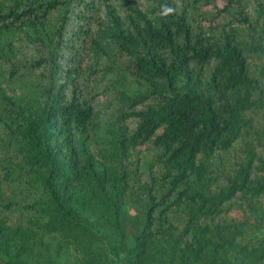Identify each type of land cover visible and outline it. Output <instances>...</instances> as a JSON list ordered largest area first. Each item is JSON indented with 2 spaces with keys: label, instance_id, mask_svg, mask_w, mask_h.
I'll use <instances>...</instances> for the list:
<instances>
[{
  "label": "trees",
  "instance_id": "trees-1",
  "mask_svg": "<svg viewBox=\"0 0 264 264\" xmlns=\"http://www.w3.org/2000/svg\"><path fill=\"white\" fill-rule=\"evenodd\" d=\"M137 3L0 0V264H264V0Z\"/></svg>",
  "mask_w": 264,
  "mask_h": 264
},
{
  "label": "rangeland",
  "instance_id": "rangeland-1",
  "mask_svg": "<svg viewBox=\"0 0 264 264\" xmlns=\"http://www.w3.org/2000/svg\"><path fill=\"white\" fill-rule=\"evenodd\" d=\"M152 0H137V4H138V6L139 7H141V8H145L146 6H148V4L151 2ZM220 5V4H219ZM227 18H229V16L228 17H226V19ZM34 50H32V49H27L26 51H25V55H33L34 54V52H33ZM36 71L38 70V69H35ZM112 77V75L111 74H108V80L110 79ZM105 82H106V80H96L95 82H93V84L94 85H96V84H99V86H102L103 84H105ZM114 97V93H111L110 95H108V98H113ZM99 103H100V101H99ZM104 105H105V102H101V106L102 107H104ZM150 146L151 145H149V144H142L141 146H139L140 147V152L142 153V154H146L147 152H148V150L150 149Z\"/></svg>",
  "mask_w": 264,
  "mask_h": 264
},
{
  "label": "clouds",
  "instance_id": "clouds-1",
  "mask_svg": "<svg viewBox=\"0 0 264 264\" xmlns=\"http://www.w3.org/2000/svg\"><path fill=\"white\" fill-rule=\"evenodd\" d=\"M167 11H168V12H171V11H172V9H170V8H169Z\"/></svg>",
  "mask_w": 264,
  "mask_h": 264
}]
</instances>
